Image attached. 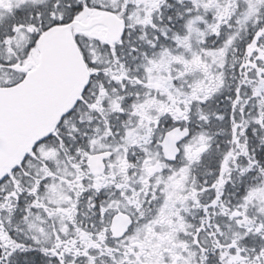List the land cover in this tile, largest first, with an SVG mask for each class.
<instances>
[{
    "label": "snow or ice",
    "instance_id": "obj_1",
    "mask_svg": "<svg viewBox=\"0 0 264 264\" xmlns=\"http://www.w3.org/2000/svg\"><path fill=\"white\" fill-rule=\"evenodd\" d=\"M0 264H264V0H0Z\"/></svg>",
    "mask_w": 264,
    "mask_h": 264
}]
</instances>
